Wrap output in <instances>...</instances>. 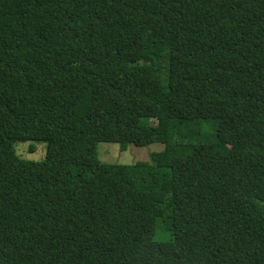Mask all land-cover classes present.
I'll return each mask as SVG.
<instances>
[{"label": "trees", "instance_id": "16d2710c", "mask_svg": "<svg viewBox=\"0 0 264 264\" xmlns=\"http://www.w3.org/2000/svg\"><path fill=\"white\" fill-rule=\"evenodd\" d=\"M0 264H264V0H0Z\"/></svg>", "mask_w": 264, "mask_h": 264}, {"label": "rangeland", "instance_id": "374dc122", "mask_svg": "<svg viewBox=\"0 0 264 264\" xmlns=\"http://www.w3.org/2000/svg\"><path fill=\"white\" fill-rule=\"evenodd\" d=\"M204 125V132L207 137H210L215 132V127L210 123H204ZM32 147L35 149L34 152H30ZM164 148L165 145L162 143H153L147 146L129 144L123 149L120 143L100 141L96 150L99 160L103 163L133 165L140 161H151V154L162 151ZM15 149L21 158L30 161H41L46 154V144L43 141L17 142ZM164 233H166L165 230L158 226L155 240L167 241L172 239L169 233Z\"/></svg>", "mask_w": 264, "mask_h": 264}]
</instances>
